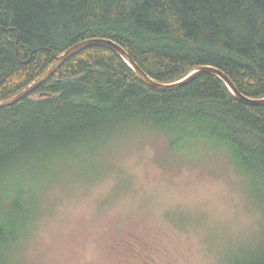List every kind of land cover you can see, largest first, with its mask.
Listing matches in <instances>:
<instances>
[{
  "label": "trees",
  "instance_id": "trees-1",
  "mask_svg": "<svg viewBox=\"0 0 264 264\" xmlns=\"http://www.w3.org/2000/svg\"><path fill=\"white\" fill-rule=\"evenodd\" d=\"M91 39L114 41L157 82L211 66L244 96L264 98V0H0V102ZM158 140L174 157L234 171L262 238L231 242L223 263L264 264V106L239 102L211 74L154 90L102 47L0 110V264H20L53 190L89 186L110 168L88 163Z\"/></svg>",
  "mask_w": 264,
  "mask_h": 264
},
{
  "label": "rangeland",
  "instance_id": "rangeland-1",
  "mask_svg": "<svg viewBox=\"0 0 264 264\" xmlns=\"http://www.w3.org/2000/svg\"><path fill=\"white\" fill-rule=\"evenodd\" d=\"M194 161L158 140L88 163L110 169L50 193L20 264H224L231 242L262 238L261 219L232 169Z\"/></svg>",
  "mask_w": 264,
  "mask_h": 264
},
{
  "label": "water",
  "instance_id": "water-1",
  "mask_svg": "<svg viewBox=\"0 0 264 264\" xmlns=\"http://www.w3.org/2000/svg\"><path fill=\"white\" fill-rule=\"evenodd\" d=\"M93 47H102L113 50L132 68V70L141 79V81H143L144 84H146L148 87L154 90L163 91V92L176 91L190 84L191 82H193L195 79L199 78L202 75L211 74L219 77L226 84L230 92L239 102L249 106H264V98L252 99L244 96L237 89V87L232 82V80L224 72H222L221 70L215 67L201 66L196 68L195 70L190 72L187 76L176 82L160 83L153 80L148 74H146L136 64V62L128 54V52L114 41L109 39H91L78 43L73 47H71L70 49H68L63 54L56 56L54 63L45 71L43 75H41L38 79H36L34 82H32L29 86H27L24 90H22L15 96L1 101L0 110L16 105L17 103L30 97L32 94L38 91L43 84H45L49 79H51L67 61H69L70 59H72L82 51Z\"/></svg>",
  "mask_w": 264,
  "mask_h": 264
}]
</instances>
